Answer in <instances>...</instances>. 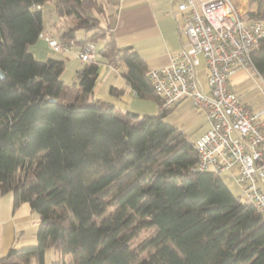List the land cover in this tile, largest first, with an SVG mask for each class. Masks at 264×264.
Returning a JSON list of instances; mask_svg holds the SVG:
<instances>
[{
  "label": "trees",
  "instance_id": "1",
  "mask_svg": "<svg viewBox=\"0 0 264 264\" xmlns=\"http://www.w3.org/2000/svg\"><path fill=\"white\" fill-rule=\"evenodd\" d=\"M48 1L0 0V194L39 216L36 244L10 248L0 264H44L47 248L60 255L52 264H264L261 214L220 175L191 170L196 150L165 121L169 110L140 117L94 99L105 62L136 97L159 103L146 63L111 38L103 0H52L75 20L61 41H102L75 81L61 79L63 61L29 52ZM254 2L247 18H264V0ZM251 58L264 82V37Z\"/></svg>",
  "mask_w": 264,
  "mask_h": 264
},
{
  "label": "built area",
  "instance_id": "2",
  "mask_svg": "<svg viewBox=\"0 0 264 264\" xmlns=\"http://www.w3.org/2000/svg\"><path fill=\"white\" fill-rule=\"evenodd\" d=\"M173 1L186 42L167 65L148 70L159 97V111L188 99L193 109L204 115L209 128L193 142L197 162L191 170L231 173L238 197L261 214L264 224V107L252 110L229 84L240 69L255 72L251 56L264 37V18L249 20L233 0ZM39 38L57 54L72 46L43 31ZM76 57L82 64L93 62L96 45L82 42ZM201 59L206 88L199 74ZM107 65L118 69L113 63Z\"/></svg>",
  "mask_w": 264,
  "mask_h": 264
},
{
  "label": "crops",
  "instance_id": "3",
  "mask_svg": "<svg viewBox=\"0 0 264 264\" xmlns=\"http://www.w3.org/2000/svg\"><path fill=\"white\" fill-rule=\"evenodd\" d=\"M106 8L105 24L110 30V36L119 47H131L146 63L148 70L167 65L173 55L178 53L186 42V37L179 30L180 16L173 0H103ZM235 3L240 0H233ZM243 0V12L256 10V2ZM54 25V24H53ZM56 28V25H54ZM43 32L51 37L59 38L46 26ZM82 37L77 39H81ZM102 45V44H101ZM100 46V45H99ZM98 46V47H99ZM80 43H72L69 51L57 54L51 52L44 38L29 47V52L39 60L54 59L63 61L64 67L61 79L66 83L75 81L76 71L82 66L76 53ZM204 66L199 67L202 85L206 88ZM118 69L111 68L105 62H100L97 79L94 86V99L112 105L120 112H132L137 115H157L159 105L151 99H141L135 96L133 89L122 77ZM68 74V75H67ZM68 78H67V77ZM66 77V78H65ZM248 105L249 104L245 103ZM253 109L259 111L263 108ZM165 121L183 131L187 138L194 142L209 128L203 114L197 113L191 102L186 99L174 105L165 116ZM228 179L224 181L235 197L239 196V188L231 173L224 172ZM39 216L28 204L22 203L13 209L11 194H0V258L4 257L10 248H21L36 244V231ZM59 253L51 248L44 252V264H52L59 260ZM67 263L70 257L66 256Z\"/></svg>",
  "mask_w": 264,
  "mask_h": 264
},
{
  "label": "rangeland",
  "instance_id": "4",
  "mask_svg": "<svg viewBox=\"0 0 264 264\" xmlns=\"http://www.w3.org/2000/svg\"><path fill=\"white\" fill-rule=\"evenodd\" d=\"M236 4L238 7L243 5V0H240ZM240 9L241 11H243V7H241ZM94 14L98 15L96 13ZM98 17L102 19L103 16L98 15ZM43 21L45 26L50 29L55 35L62 31H68L75 24V20L72 17H58L54 13L52 0L48 1L44 5ZM53 24L56 25V28H54ZM76 34L78 38L83 37L82 31H77ZM101 44L102 41H98L96 47ZM201 65H203V59H201ZM229 84L230 88H232L239 95L242 103L244 101L245 103L249 104L250 107H253V109L264 106V93L262 92V90L264 89V82L254 71L249 70L247 72L243 69L236 71L230 78ZM220 177L224 181L228 179V175L226 173H222ZM151 231V229L141 231L139 235L134 239L133 244L142 242L149 236Z\"/></svg>",
  "mask_w": 264,
  "mask_h": 264
},
{
  "label": "water",
  "instance_id": "5",
  "mask_svg": "<svg viewBox=\"0 0 264 264\" xmlns=\"http://www.w3.org/2000/svg\"><path fill=\"white\" fill-rule=\"evenodd\" d=\"M0 77L1 78H4L5 77V74L2 71H0Z\"/></svg>",
  "mask_w": 264,
  "mask_h": 264
}]
</instances>
